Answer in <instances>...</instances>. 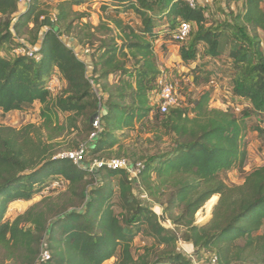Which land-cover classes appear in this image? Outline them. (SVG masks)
<instances>
[{"label":"trees","instance_id":"obj_1","mask_svg":"<svg viewBox=\"0 0 264 264\" xmlns=\"http://www.w3.org/2000/svg\"><path fill=\"white\" fill-rule=\"evenodd\" d=\"M86 1L58 0L52 18L43 0H32L24 10L18 0H0V111L22 110L36 101L42 105L39 127L0 126V264L4 260L102 264L112 257L114 264H194L178 247L177 235L162 226L151 204L135 195L133 180L124 168L105 163L91 166L85 160L114 147L144 119L153 124L158 141L166 137L167 145L147 156L138 168L139 161H130L138 171L136 186L153 198L166 185L174 190L176 202L182 203L176 221L188 227L184 241L200 258L216 256L217 264H230L233 259L264 264L253 258L264 261V235L258 233L264 224V164L249 171L239 184L223 180L225 172L244 166L246 154L239 143L243 127L236 111L231 106L210 107L209 93H204L190 104L161 112L154 96L160 88L158 79L168 81V77L155 64L152 43L145 37L156 39L166 32L174 38L186 22L190 31L184 40H176L183 62L195 61L199 48L202 57L211 59L227 51L230 99L242 105V116L261 117L262 124L255 130L264 145V0H244L238 12L221 10L225 18L212 23L207 22L203 7L191 6L188 0H96L103 1L105 9L110 6L119 15L134 14L141 22L135 31L125 26L128 33L122 17L113 20L114 27L102 24L110 34L99 40L101 46L92 57L93 70L105 78V99L94 89L84 60L62 39L63 31L69 34L71 28V6ZM226 1L229 6L238 0ZM161 19L162 28L155 31ZM81 25L87 28L85 37L93 39L95 34L89 30L95 26ZM81 29L79 42L85 32ZM116 29L123 35L113 36ZM28 45L32 55L16 52L27 50ZM53 73L63 82L56 93L48 89ZM114 75L118 80L109 84L108 77ZM59 112L67 113L70 125L77 127L81 120L88 127L79 164L57 157L53 150L52 140L64 131L53 130V125L63 127ZM94 114L99 116L100 131L93 125ZM54 180L65 183L57 198L46 196L45 207L40 208L38 201L13 219L5 217L9 204L30 200ZM214 194L219 198L210 220L193 224L194 213ZM136 233L153 241L138 253L132 251ZM239 241L244 242V256L230 248ZM42 249L50 252L47 260L40 257Z\"/></svg>","mask_w":264,"mask_h":264},{"label":"rangeland","instance_id":"obj_2","mask_svg":"<svg viewBox=\"0 0 264 264\" xmlns=\"http://www.w3.org/2000/svg\"><path fill=\"white\" fill-rule=\"evenodd\" d=\"M45 6L50 11V16L55 18V11L53 10L54 5L58 0H43ZM244 0H238L237 2H230L229 6L226 0H193L194 5L201 6L204 8V15L207 22L211 23L214 20H223L225 18L224 11L228 14L229 10L233 12H238L240 4ZM103 1L87 0L81 5H72L71 10L73 11L68 21H72L69 34L63 31L62 39L63 41L74 50L79 58L83 59L87 65V75L91 78L92 85L96 90L97 94L103 96V99L107 97V93L102 92V84L105 78L101 77L100 71L93 70V57L92 54L98 51L99 46H101V38L106 37L110 33H106L107 29L103 27V23L109 24L114 27L113 20L122 17L123 30L128 33L130 30L125 28V26L130 29H138L141 26L140 20L134 17V14H129L128 16L117 14L110 6L105 9ZM264 8V3L262 4ZM107 7V6H106ZM222 10V11H221ZM229 17V16H228ZM89 22L91 25L95 26V29H90L89 32L94 33L93 39L86 38L87 28L82 27L81 24ZM163 19L159 21L161 25L155 27V31L162 28ZM132 27V28H131ZM47 27H43L46 29ZM81 32L83 35V42L77 41L76 37ZM121 29H116L112 32L113 36L123 35ZM135 31V30H134ZM104 36V37H103ZM147 40L152 43V49L154 53L155 64L159 66L160 69L166 70L167 80L175 84L178 92V97L181 103L190 104L196 98L204 93H209V106L210 107H221L226 108L231 106L233 110L236 111V115L241 122L243 127L241 130V135L239 138V143L241 148L245 150V159L243 168H234L233 170L227 171L222 175L223 180L227 184H239L243 181L244 176L252 169L259 167L264 164V145L258 132L255 130L256 126L262 124L261 117L257 114L251 113L247 116H242L243 114L239 112L242 105H234L230 99L229 92V76L227 75L230 66L227 64L226 54L227 51L220 58L211 59L209 57L201 55V49L199 48L196 59L193 62H183L179 55V44H177L176 39L171 37V35L163 32L158 38L152 39L150 35L145 36ZM91 39V40H90ZM117 44H121V40H117ZM41 44H37L36 47L39 48ZM30 47V45H28ZM125 51L127 49L125 48ZM99 54V52H98ZM127 64L130 65L129 57H127ZM52 81L50 84L51 88H54L53 92L56 93L62 88L63 82H58L59 76L57 73H53ZM197 78L194 80V78ZM109 84H113L118 80L119 76H109ZM115 80V81H114ZM49 81V82H50ZM134 85V82L132 80ZM155 99L157 96H154ZM41 104L36 101L31 106L24 108L22 110L9 111L7 113H2L0 111V126H10L19 129L26 124H33L36 127L41 125V118L39 115ZM149 119L151 120V115L149 114ZM98 115H93V125L96 130H102V127L98 121ZM148 119H144L142 123H136L134 129L129 130L128 134L121 138V141L109 150L101 151L92 155H87L85 160L91 161V166H98V162H101L98 157L106 158L105 161H110L113 158L120 156L128 163L127 169L128 176L132 178L134 193L135 195L151 204L152 208L157 212L159 220L165 228L171 230L177 235L178 247L189 257L194 255V249L189 242L184 241V237L187 234L188 227L183 224L182 221H176L177 216L182 211V203L176 202L173 197L174 190L167 185L162 187L156 194V198L147 195L146 192L136 186V176L137 169L130 167V161H139L136 168L141 166L147 156L153 154L159 148L167 145L166 137L163 140H159L155 137L152 130L154 128ZM153 121V119H152ZM59 124L63 127L58 128L57 125H53V130H64L61 136L55 137L52 142L54 143L53 150L57 157L64 156V154L73 151V147L77 143L80 147L86 148L87 145V130L88 127L81 120L77 121V127L70 125V120L67 118V113L59 112ZM44 130V129H43ZM46 134V133H44ZM91 137V136H90ZM79 147V148H80ZM76 150V149H74ZM152 178H155L153 175ZM65 187L63 181L54 180L49 186L39 188V191L28 201L18 200L12 202L7 207L5 217L13 219L16 215L26 211L32 204L41 201L39 207H45L43 198L46 196H51L53 199L57 194L62 193ZM217 196V200L211 208L210 212L207 214L202 205L193 215V224H203L210 220L212 216L215 204L218 201L219 194H214ZM117 210V209H116ZM198 212L200 214L198 215ZM259 234L264 235V224L258 231ZM153 241L150 238L145 237L141 233H136L132 241V251L138 253L142 251L143 247H149ZM243 241H239L237 246H231L232 252H238L241 256L245 253L242 252ZM44 244L42 247L45 248ZM44 250V249H42ZM45 251V250H44ZM42 252V251H41ZM50 254V252H48ZM41 254V253H40ZM264 256V255H263ZM41 257V256H40ZM256 263L264 262L261 257H253ZM115 257H112L102 264H114ZM2 262V261H1ZM5 264H12V262L4 260ZM230 264H244L238 259H233ZM246 264V263H245Z\"/></svg>","mask_w":264,"mask_h":264},{"label":"built area","instance_id":"obj_3","mask_svg":"<svg viewBox=\"0 0 264 264\" xmlns=\"http://www.w3.org/2000/svg\"><path fill=\"white\" fill-rule=\"evenodd\" d=\"M31 1L32 0H18L19 9L24 10L31 3ZM188 2L190 3L191 6H194L193 0H188ZM189 31H190V25L186 22H183L181 23L179 30L174 36V38L176 40L182 41L186 38ZM38 44H41V43L38 42ZM32 50H33L32 47H28L27 50L17 49L16 52L17 53L26 52L28 55H32V52H33ZM51 82L52 81L48 83V89L50 91H53L54 88L50 87ZM158 84L160 88L156 94L157 96L156 101L159 102V109L161 112H166L168 107L170 106L181 105L175 84H173L170 81H165L163 78L158 79ZM83 151H84L83 147H80L76 150H73V151H70L64 154V156L71 159L74 163L79 164L83 158ZM103 163H105L108 167H112V168L127 169L128 167V163L124 159H112L108 162L105 160L104 161L101 160V162H98L97 165L101 166ZM40 256L42 260H47L49 258V253L47 250L45 251L42 250ZM189 257L193 261L194 264H217L216 256H213L209 259H204V258H200L196 253H194V255H190Z\"/></svg>","mask_w":264,"mask_h":264},{"label":"bare ground","instance_id":"obj_4","mask_svg":"<svg viewBox=\"0 0 264 264\" xmlns=\"http://www.w3.org/2000/svg\"><path fill=\"white\" fill-rule=\"evenodd\" d=\"M217 200V196L216 195H212L206 202L204 205V208L206 210V213L208 214L211 210V208L213 207L214 203ZM200 214V212H198V215Z\"/></svg>","mask_w":264,"mask_h":264}]
</instances>
